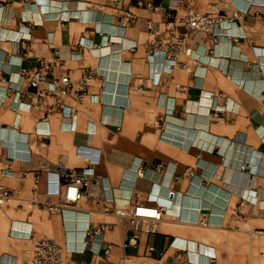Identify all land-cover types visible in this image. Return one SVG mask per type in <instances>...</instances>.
<instances>
[{
    "label": "crops",
    "instance_id": "crops-1",
    "mask_svg": "<svg viewBox=\"0 0 264 264\" xmlns=\"http://www.w3.org/2000/svg\"><path fill=\"white\" fill-rule=\"evenodd\" d=\"M113 1L0 0V91L13 90L0 101V186L40 202L0 206V264L28 260L29 241L10 234L22 225L54 240L65 259L86 264H171L181 249L196 264L212 249L204 229L264 231V3ZM189 8L224 16L215 29L220 40L195 30L186 43L190 56L173 68L161 57L155 65L147 57V24L158 22L163 32L177 26L175 34ZM238 9L243 13L234 18ZM171 10L178 18L167 24ZM126 12L136 19L124 27ZM49 63L57 64V78L75 81L73 91L55 111L51 97L19 110L14 94L30 102L35 88L20 83L18 71L42 67L51 80ZM81 68L98 74L89 92L101 101L77 102ZM214 96L221 97L217 110ZM71 112L77 129H61ZM88 166L92 198L74 209H48L61 202L53 191L64 169ZM140 203L164 212L136 232L128 217ZM90 222L111 229L85 245ZM134 234L137 245H130Z\"/></svg>",
    "mask_w": 264,
    "mask_h": 264
},
{
    "label": "built area",
    "instance_id": "built-area-1",
    "mask_svg": "<svg viewBox=\"0 0 264 264\" xmlns=\"http://www.w3.org/2000/svg\"><path fill=\"white\" fill-rule=\"evenodd\" d=\"M123 0H114V3H121ZM194 1V0H193ZM141 0L137 1V4L141 5ZM249 7V6H248ZM248 7L245 11H248ZM214 8H217V4ZM243 13L242 9L233 15L234 18H239V15ZM166 18L169 20L167 24L175 23L178 16L175 10L168 11L166 13ZM126 22L123 25L126 27L127 22L136 19V16L132 12H126L125 15ZM224 16L218 14V12H205L196 11L193 8H189L184 16L179 19V25L182 30L177 31L175 34L171 31H176L175 26L173 29L169 27L165 32L162 31L161 25L158 22L150 21L147 24L148 28V39L146 41L147 57L155 63L158 57H161L162 63L165 64L166 61L170 62V66L173 68L175 65L180 63V58L182 55L190 56L191 50L186 46L188 43L191 33L195 30H201L205 32H210L216 43L220 40V35L215 31L217 27L221 28L224 22ZM168 35L166 36L165 34ZM29 34V33H27ZM20 35H25L21 32ZM164 43H167L164 45ZM134 44L132 47H135ZM59 64H63L59 62ZM56 63H49L52 66L50 73L53 78L50 80L48 78L47 72L44 71L42 67L35 70H30L27 68H21L18 71L20 77V83H26L31 87L35 88V91L29 95L30 102L21 101V95L19 92L14 94L13 104L17 106L19 110H27L37 107L42 99L46 97H51L54 99V105L52 110H57L63 106L64 97L68 96L74 89L75 81L71 80L67 76H62L57 78L54 74L53 67ZM157 65V63H155ZM158 66V65H157ZM163 66L159 69L162 71ZM158 71V70H157ZM157 73V72H156ZM160 74V72H158ZM98 76L97 73H93L86 68H81V74L77 83L79 85V90L76 91L75 97L78 103L82 104L84 101H101V99L89 92V86L91 82ZM13 90L8 87L0 92V101L5 99L9 93ZM220 96H214L213 107L217 110L220 106L219 99ZM262 103L264 106V93L262 96ZM64 119H68V125L64 123ZM61 129L68 131H75L77 129V113L71 112L68 116H63L61 120ZM49 134V133H47ZM162 168V165H158ZM139 170L143 171L141 168ZM94 171L91 166L84 168H66L60 176H58L59 187L53 192L61 196V202L58 205L46 204L47 208L50 210H58L60 212L66 209H74L75 206L82 200L91 199L92 187H93V177ZM61 178V181H60ZM40 176L37 175L35 183L39 182ZM18 202L19 207L26 206L32 209L35 205L40 202L36 198L31 200L21 199L14 191L7 189L4 186H0V206L11 205ZM141 208H152L155 210V214H148L140 212ZM164 209L161 207L147 205V204H135L133 205L132 213L129 215V222L133 227L134 231L138 232L141 230L143 223H157L162 220ZM206 226V224H205ZM111 229L109 223H89L84 230V242L85 245L92 243V241L101 237L107 230ZM256 233L264 234V231H257ZM11 236H18L29 241L30 246L27 250L28 260L24 264H86L85 262L73 263L71 260H67L63 257L61 247L51 239L36 237L32 231L24 230L23 225L19 230L10 231ZM138 235L134 234L129 239L130 245H137ZM111 247L105 249V253L108 254ZM149 251L153 253L155 251L154 246L149 247ZM173 263L171 264H195L190 261L186 256L185 250H178L173 256ZM105 264H118L115 262H107ZM156 264H167L161 262L160 260ZM196 264H219L216 255H210L206 260L198 261Z\"/></svg>",
    "mask_w": 264,
    "mask_h": 264
},
{
    "label": "rangeland",
    "instance_id": "rangeland-1",
    "mask_svg": "<svg viewBox=\"0 0 264 264\" xmlns=\"http://www.w3.org/2000/svg\"><path fill=\"white\" fill-rule=\"evenodd\" d=\"M212 233L204 241L215 249L219 264H264V234L251 232H223L204 229Z\"/></svg>",
    "mask_w": 264,
    "mask_h": 264
},
{
    "label": "bare ground",
    "instance_id": "bare-ground-1",
    "mask_svg": "<svg viewBox=\"0 0 264 264\" xmlns=\"http://www.w3.org/2000/svg\"><path fill=\"white\" fill-rule=\"evenodd\" d=\"M253 2H258V3H264V0H252ZM193 53V50H191V54ZM193 56V55H192ZM213 104V103H212ZM140 173H141V175H143V171H141L140 170ZM262 204H264V202L262 203ZM140 210H145V208H141ZM141 212V211H140ZM84 232V231H83ZM186 245V244H185ZM210 248H212V249H209L208 251H207V253H202L203 255H206L207 257H209L210 255H213V254H216L215 253V249L213 248V247H210ZM198 254L199 253H197V254H194V255H197L198 256ZM205 256V257H206ZM206 257V258H207ZM264 262V261H263Z\"/></svg>",
    "mask_w": 264,
    "mask_h": 264
}]
</instances>
